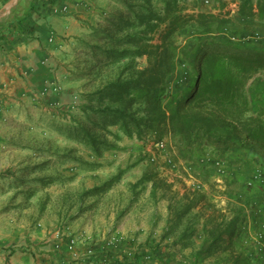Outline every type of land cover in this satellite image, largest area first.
<instances>
[{"label":"rangeland","instance_id":"374dc122","mask_svg":"<svg viewBox=\"0 0 264 264\" xmlns=\"http://www.w3.org/2000/svg\"><path fill=\"white\" fill-rule=\"evenodd\" d=\"M15 1L0 0V11ZM20 1L24 7L29 2ZM35 3V18L29 19L34 24H28L40 27L43 50L31 62L26 92L0 107V264H117L125 255L130 264H264L259 0ZM166 3L226 20L212 27L221 30L219 45L204 52L236 54L242 64L237 82L221 81L222 64H210L209 59L223 60L221 55L205 58L202 88L209 78L205 91L219 98L203 96L189 107L222 126L234 124L239 143L212 137L203 147L188 145L168 124L162 136L129 135L110 111L109 97L100 100L99 90L121 75L131 76L128 65L145 66L146 58L132 61L119 53L134 48L129 37L142 30L143 16L162 12ZM190 25L189 32L201 31L200 24ZM160 41L157 35L155 43ZM175 84L176 76L168 100ZM125 110L144 116L129 101ZM233 220L239 235H224L227 242L198 262L204 241Z\"/></svg>","mask_w":264,"mask_h":264},{"label":"trees","instance_id":"16d2710c","mask_svg":"<svg viewBox=\"0 0 264 264\" xmlns=\"http://www.w3.org/2000/svg\"><path fill=\"white\" fill-rule=\"evenodd\" d=\"M28 1L25 7L13 6L1 17L0 45L6 44L10 38L15 37L20 42L22 37L33 35L36 28L25 20L31 17L35 11L36 0ZM263 3V0H259V13L262 17H264ZM166 5L162 12L150 11L149 14L143 16L142 30L129 37V43L134 48L119 53V56L131 57L132 61H135L136 57L146 58L145 66H140L135 62L128 65L126 69L132 71L131 76L124 78L121 75L109 83L107 88L99 90L100 100L104 101L106 95L109 97L113 103V108L110 111L122 119V129L129 135L138 132L140 135L145 133L162 136L165 131L163 126L168 124L170 132L183 135L188 145H197L198 143L199 147H203V141L212 137L218 143L225 141L239 143L241 138L237 134L234 124L229 123L226 125L227 127L222 126L220 121L200 115L189 107L193 101L200 97H218L215 92L207 93L205 91L206 89L208 91L209 78L208 85L206 83V87L202 88L204 71L202 63L207 58H212L216 54L221 55L223 60H221L222 58L217 61L209 59L210 64L215 65L219 62L222 64L223 71L219 75L221 81L227 80L228 85L237 82L234 77L237 76L238 69L242 67V64L237 61L236 54H226L222 50L213 53L204 52L209 46L219 45L217 40L221 35V30H219L220 28L213 30L212 27L218 23V27H221L226 20L221 19L222 17L218 15L185 13L184 8L179 5L171 6V3H166ZM208 17L211 19L210 21H208ZM191 23L200 24L201 31L189 32L188 27H191ZM206 33H211L214 37L205 40L202 35ZM157 35L161 38L159 43H155ZM245 59L251 58L249 56ZM183 65L189 67L185 69ZM227 74H229L230 80L227 79ZM175 76L177 84L174 85L168 100L169 86L171 82H174ZM188 83H190L189 87ZM182 86L185 87L181 88ZM228 92L230 93L229 90ZM128 101L139 105L144 116L138 117L134 113L127 112L125 106ZM240 231L236 220L231 221L223 229L215 230L212 240L208 243L206 242L209 239L205 240L201 249L196 253L197 261L202 262L205 252L208 250L211 253L213 246H220L223 242H227L226 239L224 241V235L233 238L238 236ZM232 241L233 244L240 247L241 244L238 240L233 239ZM206 245H208L207 248H205ZM237 246H233V248ZM124 259L120 260L117 257V264H121L122 261L130 264L127 255L124 256ZM243 264H249V260Z\"/></svg>","mask_w":264,"mask_h":264},{"label":"crops","instance_id":"0c3cea01","mask_svg":"<svg viewBox=\"0 0 264 264\" xmlns=\"http://www.w3.org/2000/svg\"><path fill=\"white\" fill-rule=\"evenodd\" d=\"M13 6L22 8L23 5L20 0H16L6 12L2 13L0 11V19ZM34 18L35 16L32 15L25 21L29 23V19L33 20ZM32 20L30 23L34 24ZM38 23L40 21L37 22V25ZM39 30L40 27H36L33 35L22 37L20 42L14 37L13 39L10 38L6 44L0 45V107L11 104V101L14 100V95L26 92L27 83L30 82L27 75H30L33 69L31 62L43 50L44 42L41 38L42 36L39 35Z\"/></svg>","mask_w":264,"mask_h":264},{"label":"built area","instance_id":"2783aa9c","mask_svg":"<svg viewBox=\"0 0 264 264\" xmlns=\"http://www.w3.org/2000/svg\"><path fill=\"white\" fill-rule=\"evenodd\" d=\"M163 145V144H162Z\"/></svg>","mask_w":264,"mask_h":264}]
</instances>
